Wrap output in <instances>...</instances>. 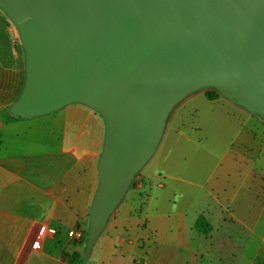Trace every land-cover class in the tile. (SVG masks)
Wrapping results in <instances>:
<instances>
[{
  "label": "crops",
  "instance_id": "1",
  "mask_svg": "<svg viewBox=\"0 0 264 264\" xmlns=\"http://www.w3.org/2000/svg\"><path fill=\"white\" fill-rule=\"evenodd\" d=\"M4 6L0 264L264 261V122L238 129L229 158L197 162L199 168L189 173L177 172V167L187 168L185 161L172 160L163 180L151 178L145 192H140V173L131 176L96 224L94 203L114 143L115 112L81 87L49 106L19 111L32 84V46L24 22L7 1ZM200 218L206 224L203 232L198 229ZM70 232L81 238L70 237ZM74 255L77 258L70 261Z\"/></svg>",
  "mask_w": 264,
  "mask_h": 264
},
{
  "label": "water",
  "instance_id": "2",
  "mask_svg": "<svg viewBox=\"0 0 264 264\" xmlns=\"http://www.w3.org/2000/svg\"><path fill=\"white\" fill-rule=\"evenodd\" d=\"M6 1L24 21L33 54L19 111L81 87L115 112L96 224L151 148L161 102L181 84L213 73L247 102H264V0Z\"/></svg>",
  "mask_w": 264,
  "mask_h": 264
},
{
  "label": "rangeland",
  "instance_id": "3",
  "mask_svg": "<svg viewBox=\"0 0 264 264\" xmlns=\"http://www.w3.org/2000/svg\"><path fill=\"white\" fill-rule=\"evenodd\" d=\"M4 3L6 1H0L3 10H0V25L5 31ZM10 40L15 38L10 37ZM254 114H264V102H247L229 90L213 73L184 82L161 102L150 147L157 144L143 165L139 168L137 165L126 181L140 173L144 179L140 192H145L151 178L163 180L161 176L166 171L165 167L172 160L185 161L187 168L177 167V172L186 169L189 173L199 168L200 163L197 162L229 158L233 155L229 146L241 126L248 130L262 126L260 121L264 122V117L257 116L256 119ZM169 171L174 173L175 167Z\"/></svg>",
  "mask_w": 264,
  "mask_h": 264
},
{
  "label": "trees",
  "instance_id": "4",
  "mask_svg": "<svg viewBox=\"0 0 264 264\" xmlns=\"http://www.w3.org/2000/svg\"><path fill=\"white\" fill-rule=\"evenodd\" d=\"M209 100H212L211 98H208ZM204 227H206V224H205V221L203 220V218H200L199 220H198V229L201 231V232H203V228ZM77 258V256H72L71 257V259H70V261L71 260H73V259H76ZM255 264H264V261H261V262H256Z\"/></svg>",
  "mask_w": 264,
  "mask_h": 264
},
{
  "label": "built area",
  "instance_id": "5",
  "mask_svg": "<svg viewBox=\"0 0 264 264\" xmlns=\"http://www.w3.org/2000/svg\"><path fill=\"white\" fill-rule=\"evenodd\" d=\"M42 234H43V230H41V236H42ZM69 236L70 237H75L76 239H80L81 238V234L80 233H76V232H70L69 233ZM40 238H38L36 241H35V243H36V245H39L40 244Z\"/></svg>",
  "mask_w": 264,
  "mask_h": 264
}]
</instances>
